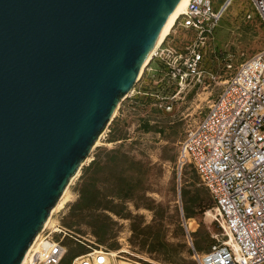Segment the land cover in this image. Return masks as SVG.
<instances>
[{
    "label": "water",
    "instance_id": "95a60500",
    "mask_svg": "<svg viewBox=\"0 0 264 264\" xmlns=\"http://www.w3.org/2000/svg\"><path fill=\"white\" fill-rule=\"evenodd\" d=\"M179 0H0V264H21Z\"/></svg>",
    "mask_w": 264,
    "mask_h": 264
},
{
    "label": "rangeland",
    "instance_id": "374dc122",
    "mask_svg": "<svg viewBox=\"0 0 264 264\" xmlns=\"http://www.w3.org/2000/svg\"><path fill=\"white\" fill-rule=\"evenodd\" d=\"M189 39V34L179 29L172 45L181 49ZM262 48L264 23L249 0H235L222 17L215 38L204 49L198 79L181 86L168 78L161 80L166 67L154 58L153 81L144 84L142 71L131 94L119 103L89 160L69 181L66 202L54 212L50 223L58 219L94 243L115 252L121 248L133 258L194 264L186 228L200 251L223 237L218 222L208 215L214 213L212 197L195 171L186 167L179 177L175 170L178 143L204 113L224 78L240 61ZM117 148L125 155L110 170L93 175L90 169L83 175L96 155L103 160L107 151ZM89 176L105 198L97 208L73 209ZM103 205L113 211L102 209ZM103 229L100 243L95 231ZM85 250L77 244L68 258Z\"/></svg>",
    "mask_w": 264,
    "mask_h": 264
},
{
    "label": "built area",
    "instance_id": "2783aa9c",
    "mask_svg": "<svg viewBox=\"0 0 264 264\" xmlns=\"http://www.w3.org/2000/svg\"><path fill=\"white\" fill-rule=\"evenodd\" d=\"M234 1L188 0L143 73L155 58L166 67L161 80L181 86L198 79L204 49ZM249 1L264 23V0ZM179 29L190 39L176 49L172 42ZM174 164L179 177L186 167L195 171L212 197L211 210L223 237L200 251L186 228L194 264H264V48L240 61L224 78L204 113L179 141ZM77 244L86 250L68 258ZM120 250L112 255L55 219L28 248L21 264H166Z\"/></svg>",
    "mask_w": 264,
    "mask_h": 264
},
{
    "label": "trees",
    "instance_id": "16d2710c",
    "mask_svg": "<svg viewBox=\"0 0 264 264\" xmlns=\"http://www.w3.org/2000/svg\"><path fill=\"white\" fill-rule=\"evenodd\" d=\"M124 155L125 152L121 151L119 148L107 151L106 157L103 160L100 159L98 155H96L95 158L92 160L91 164L87 168L83 169L84 172L83 175H85V173H87L90 169H93V175L99 174L100 172L104 173L110 170L112 165H115L117 162H119L121 160L120 157ZM119 186L120 184H118L117 187ZM79 193H80L79 198L73 205V209L97 208L101 206L102 203L101 200L105 198V195L100 196V192L95 187L93 183V178L90 176L88 178V182L82 186ZM101 208L105 210L113 211L110 207H107L106 205H103ZM104 234H105V229H103L101 232L95 231V235L99 238L98 240L100 243L103 241Z\"/></svg>",
    "mask_w": 264,
    "mask_h": 264
},
{
    "label": "bare ground",
    "instance_id": "6f19581e",
    "mask_svg": "<svg viewBox=\"0 0 264 264\" xmlns=\"http://www.w3.org/2000/svg\"><path fill=\"white\" fill-rule=\"evenodd\" d=\"M187 1L188 0H179V2L174 7V9H173L171 15L169 16L164 28L162 29L161 33L159 34V36L157 38V41H156L155 45L153 46V48L151 50V53L149 54V56L147 57V59L145 60V62L143 64V67H142L141 72H140L141 74H142V71L144 70L145 66L147 65L149 59L151 58V55L154 53L155 49L157 48V46L165 39V37L168 35V33L170 32L171 28L173 27L176 19L180 16V14H182V12H183V10H184V8L186 6ZM129 94H131V92ZM129 94H127V95H129ZM102 134H103V132L99 135L98 139L95 142V145L99 144V140H100ZM87 160H89V158H87L85 160V162ZM78 172L69 181H72L77 176ZM68 189H69V184H67V186L65 187V189H64L63 193L61 194L60 198L58 199L56 204L52 207L49 217L47 218V220L44 223V225L41 228V230L37 233L36 237L34 238L33 242L31 243L30 247L35 242L37 237L40 235L41 231L51 222L54 212L59 211L64 206V203L66 202V196H67V193H68ZM208 215L213 216V218H214V213H213V215L208 213ZM122 251L125 252L124 250L121 249L120 252H122ZM110 252L112 253V255H115V253H116L115 251H110Z\"/></svg>",
    "mask_w": 264,
    "mask_h": 264
},
{
    "label": "crops",
    "instance_id": "0c3cea01",
    "mask_svg": "<svg viewBox=\"0 0 264 264\" xmlns=\"http://www.w3.org/2000/svg\"><path fill=\"white\" fill-rule=\"evenodd\" d=\"M149 68L150 69H147V70H145L144 71V80H143V83L144 84H148V82L150 81V80H152L153 81V61L150 63V65H149ZM143 91H141V94H143L142 93Z\"/></svg>",
    "mask_w": 264,
    "mask_h": 264
}]
</instances>
